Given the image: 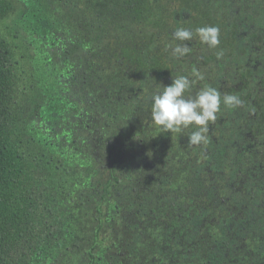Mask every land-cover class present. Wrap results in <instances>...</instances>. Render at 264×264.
Instances as JSON below:
<instances>
[{
	"label": "trees",
	"instance_id": "obj_1",
	"mask_svg": "<svg viewBox=\"0 0 264 264\" xmlns=\"http://www.w3.org/2000/svg\"><path fill=\"white\" fill-rule=\"evenodd\" d=\"M193 68L244 101L200 146L149 99ZM0 264H264V0H0Z\"/></svg>",
	"mask_w": 264,
	"mask_h": 264
},
{
	"label": "clouds",
	"instance_id": "obj_2",
	"mask_svg": "<svg viewBox=\"0 0 264 264\" xmlns=\"http://www.w3.org/2000/svg\"><path fill=\"white\" fill-rule=\"evenodd\" d=\"M173 42L166 45L171 56L180 59L191 52L186 41L198 38L200 43L209 49L219 48L221 43V30L219 26L197 27L195 30L177 27L172 33ZM179 41L180 43H175ZM220 59L224 55L223 49L216 53ZM194 77V78H193ZM204 76L196 68L190 75H173L170 86L157 85L149 97L151 102V121L153 125L168 133H182L186 129L194 128L187 136L190 146L206 145L209 142L210 125L217 121V114L223 105L228 109H238L244 101L236 94H222L217 88L205 86L193 96L191 89L197 80Z\"/></svg>",
	"mask_w": 264,
	"mask_h": 264
},
{
	"label": "flooded vegetation",
	"instance_id": "obj_3",
	"mask_svg": "<svg viewBox=\"0 0 264 264\" xmlns=\"http://www.w3.org/2000/svg\"><path fill=\"white\" fill-rule=\"evenodd\" d=\"M250 61H254V64H257V62H258V61H257L256 59H254V58H251ZM243 67H244V66H243ZM243 67H242V68H243ZM257 67H258V66H256V65H255V67H254V68L256 69V71H258V70H257ZM242 72H243V73H242V75H241V78H242V81H241V82H242V84H246V82L249 81V79H250V75H249L250 73H249L247 70H245V71L242 70ZM231 87H232V83L229 82L228 85H227L226 90H231Z\"/></svg>",
	"mask_w": 264,
	"mask_h": 264
},
{
	"label": "rangeland",
	"instance_id": "obj_4",
	"mask_svg": "<svg viewBox=\"0 0 264 264\" xmlns=\"http://www.w3.org/2000/svg\"><path fill=\"white\" fill-rule=\"evenodd\" d=\"M16 15H17V12L13 13L11 15V17L7 21L4 22V25L8 28V30L13 31V32H9L11 34V35H9L10 37H13L12 36L13 34H17L15 32L17 31L18 27L16 25L14 26V23H13V20L16 17ZM9 28H11V29H9ZM21 38L22 37H18V40H20Z\"/></svg>",
	"mask_w": 264,
	"mask_h": 264
}]
</instances>
